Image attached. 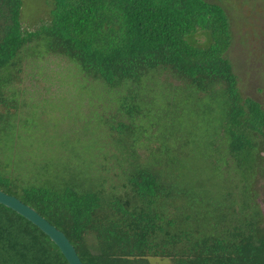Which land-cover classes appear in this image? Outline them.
Wrapping results in <instances>:
<instances>
[{
  "label": "trees",
  "instance_id": "obj_1",
  "mask_svg": "<svg viewBox=\"0 0 264 264\" xmlns=\"http://www.w3.org/2000/svg\"><path fill=\"white\" fill-rule=\"evenodd\" d=\"M43 2L45 16L28 27L19 17L22 0H0V148H10L14 137L22 136L18 124L24 117L20 119L18 112L17 88L21 71L16 55L31 42L45 41L48 50L69 57L84 77L98 81L112 94L122 92L121 109L128 122L111 125L110 119L97 118L117 136L133 134L131 114L150 93L127 84L138 86L146 78L157 83L155 91L164 90L174 124L192 113L218 114L227 153L241 173H248L252 163L240 159V154L252 153L258 137L264 138V106L238 92L225 57L231 41L229 21L219 4L206 0ZM178 93L190 99V107L181 108L170 98ZM189 136L183 138V146L191 140L197 143L196 136ZM139 155L133 161L123 159L126 176L119 185L99 183V174L89 178L94 179L91 187L83 189L74 175L53 181L45 174L30 177L13 169L14 174L0 165V190L62 231L82 264H264L259 209L226 227L199 221L185 226L182 221L200 213L196 204L202 199L190 182L187 170L191 168L177 174L181 184L190 182L185 195L191 200L183 204L177 187L162 177L170 175L168 167L153 170ZM98 157L108 156L98 153ZM46 165L38 161L36 166ZM165 206L175 207V214L182 217L169 218ZM89 233L99 246L95 253L83 238ZM0 264L68 263L47 235L0 204Z\"/></svg>",
  "mask_w": 264,
  "mask_h": 264
},
{
  "label": "rangeland",
  "instance_id": "obj_2",
  "mask_svg": "<svg viewBox=\"0 0 264 264\" xmlns=\"http://www.w3.org/2000/svg\"><path fill=\"white\" fill-rule=\"evenodd\" d=\"M43 1L22 0L19 17L23 25L32 27L36 19L45 16L47 7ZM206 1L219 4L228 17L231 41L225 57L240 96L264 106V0ZM16 58L21 71L17 110L20 119L24 117L18 124L22 136L14 137L10 148H0L1 166L14 174V170L24 171L30 177L45 174L53 181L59 176L74 175L83 189L91 187L94 179L89 178L99 174V183L102 180L104 184L119 185L126 176L123 161L136 160L140 154L143 164L153 170L168 167L170 175L162 177L177 187L183 204L191 200L185 195L187 183L194 182L195 190L201 191L202 199L196 204L200 213L182 221L183 225L199 221L226 227L252 209H259V227H264V138L258 137L252 153L241 152L240 159L252 163L244 175L227 153V137L218 114H184V119L174 124L164 90L155 91L157 83L146 78L138 86L127 84L128 88L150 93L140 101L139 110L131 114L133 134L120 137L109 125L98 123L97 118H108L111 125L128 122V114L121 109V91L112 94L98 81L84 77L69 57L48 50L45 41L23 46ZM170 98L177 100L181 108L192 104L180 93ZM190 134L197 137V143L191 140L187 147L183 146V138H191ZM98 153L107 159L99 160ZM38 161L47 165L36 166ZM185 170L192 180L181 184L177 174ZM164 212L169 218L182 217V213L175 214L173 206H165ZM83 238L90 252L98 251L92 234H84Z\"/></svg>",
  "mask_w": 264,
  "mask_h": 264
},
{
  "label": "water",
  "instance_id": "obj_3",
  "mask_svg": "<svg viewBox=\"0 0 264 264\" xmlns=\"http://www.w3.org/2000/svg\"><path fill=\"white\" fill-rule=\"evenodd\" d=\"M0 204L13 210L35 225L56 245L68 264H82L73 245L64 233L49 223L32 207L20 201L17 197L0 190Z\"/></svg>",
  "mask_w": 264,
  "mask_h": 264
}]
</instances>
